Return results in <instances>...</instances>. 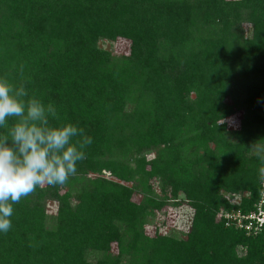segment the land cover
Listing matches in <instances>:
<instances>
[{
    "label": "trees",
    "instance_id": "trees-1",
    "mask_svg": "<svg viewBox=\"0 0 264 264\" xmlns=\"http://www.w3.org/2000/svg\"><path fill=\"white\" fill-rule=\"evenodd\" d=\"M119 39L127 55L102 46ZM0 76L92 138L65 184L13 205L0 264H264V235L216 220L263 192L264 0H0ZM181 193L186 236H147Z\"/></svg>",
    "mask_w": 264,
    "mask_h": 264
},
{
    "label": "clouds",
    "instance_id": "clouds-1",
    "mask_svg": "<svg viewBox=\"0 0 264 264\" xmlns=\"http://www.w3.org/2000/svg\"><path fill=\"white\" fill-rule=\"evenodd\" d=\"M52 121H59L53 103L0 76V129L8 125L0 133V234L12 227L14 204L41 185L65 184L92 143L76 124Z\"/></svg>",
    "mask_w": 264,
    "mask_h": 264
},
{
    "label": "rangeland",
    "instance_id": "rangeland-1",
    "mask_svg": "<svg viewBox=\"0 0 264 264\" xmlns=\"http://www.w3.org/2000/svg\"><path fill=\"white\" fill-rule=\"evenodd\" d=\"M245 33L249 36L251 34V27L248 25L244 26ZM102 46L111 50L117 55H127L129 52V42L123 39H119L114 43H106ZM227 123V131L230 133H234L240 130V121L239 116L233 117L226 120ZM256 152H260V149L253 148L250 155H253ZM151 184L155 187L156 196L160 199V187L159 183L156 180H153ZM185 195L180 194L176 201H168V204L161 211L156 210L154 212V217L151 218V223L146 225L145 234L149 237H155L156 235L162 237H176V238H184L186 234L189 232L192 222L194 211L188 205L185 200ZM183 200L181 205H177L178 202ZM239 199L235 197L234 201H238ZM134 201L139 203L141 201L140 195L134 196ZM176 202V203H173ZM48 214L50 217H53L56 213V204L48 203ZM219 214L216 216V220L218 221ZM117 246L113 245L112 254H117ZM95 258V257H92Z\"/></svg>",
    "mask_w": 264,
    "mask_h": 264
},
{
    "label": "built area",
    "instance_id": "built-area-1",
    "mask_svg": "<svg viewBox=\"0 0 264 264\" xmlns=\"http://www.w3.org/2000/svg\"><path fill=\"white\" fill-rule=\"evenodd\" d=\"M262 186L261 198L251 211L232 210L219 214L225 227L241 230L247 237L264 235V180Z\"/></svg>",
    "mask_w": 264,
    "mask_h": 264
}]
</instances>
